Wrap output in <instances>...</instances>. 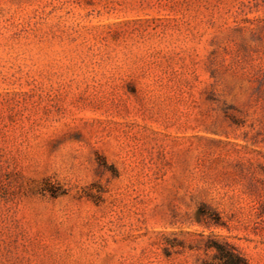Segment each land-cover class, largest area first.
Returning <instances> with one entry per match:
<instances>
[{"label": "rangeland", "instance_id": "rangeland-1", "mask_svg": "<svg viewBox=\"0 0 264 264\" xmlns=\"http://www.w3.org/2000/svg\"><path fill=\"white\" fill-rule=\"evenodd\" d=\"M207 238L264 264V0H0V264Z\"/></svg>", "mask_w": 264, "mask_h": 264}, {"label": "trees", "instance_id": "trees-1", "mask_svg": "<svg viewBox=\"0 0 264 264\" xmlns=\"http://www.w3.org/2000/svg\"><path fill=\"white\" fill-rule=\"evenodd\" d=\"M204 207V206H202ZM204 214H197L196 219H199ZM202 249L204 252H211V261H202L201 264H248L244 256L231 244L226 241H218L213 238L202 240Z\"/></svg>", "mask_w": 264, "mask_h": 264}]
</instances>
